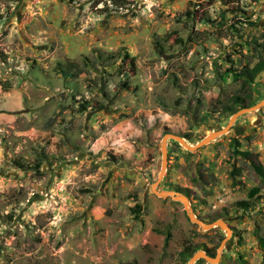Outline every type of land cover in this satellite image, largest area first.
<instances>
[{"label":"rangeland","instance_id":"374dc122","mask_svg":"<svg viewBox=\"0 0 264 264\" xmlns=\"http://www.w3.org/2000/svg\"><path fill=\"white\" fill-rule=\"evenodd\" d=\"M261 43L264 0H0V264H178L185 242L216 255L224 231L152 193L158 149L225 127L231 71ZM252 88L264 99V72ZM174 143L158 190L188 189L204 223L225 214L217 264H264V184L234 155L264 167V107L196 152ZM256 187L253 209L234 207Z\"/></svg>","mask_w":264,"mask_h":264},{"label":"trees","instance_id":"16d2710c","mask_svg":"<svg viewBox=\"0 0 264 264\" xmlns=\"http://www.w3.org/2000/svg\"><path fill=\"white\" fill-rule=\"evenodd\" d=\"M116 0H114L115 2ZM259 51L261 53L257 56L256 62L250 66L246 65L243 68L236 70L232 69V78L234 82L239 83V88L240 91L239 93L233 95L229 99H227L222 107H221V116L224 118H229L233 114H235L238 110L243 109V108H249L256 104L254 97H253V92H252V86L256 80V78L264 72V43H261L260 45H257ZM97 54L99 58L102 57V54L100 51H97ZM119 53L118 54H108V59L109 60H115L116 58H119ZM123 59H126L129 61V64L132 65L133 59L128 56L127 53L122 54ZM57 67V74L61 75L63 78H73L77 75V68L75 67L74 69L76 70L75 72H72L68 70L67 68L63 67L60 63L56 65ZM84 110V107H82ZM206 119V116L203 118V120ZM179 137L183 138L184 140H189V137L187 135H179ZM174 144H177L176 142ZM236 146V145H235ZM234 155L237 158V160L241 159L244 163H246L251 170V172L254 174L255 178L259 181L260 184H264V167L258 160V155L255 153H251L249 151H239L237 150V147L234 151ZM190 154V153H188ZM14 167H16L20 171H38L39 167L36 166H30L28 164H25L24 162L15 159L12 161ZM242 172V169L239 167H234L232 170V173L230 175L231 180H233L236 176H239ZM176 192H180L185 194L186 196L189 195V190L188 189H174ZM259 192V187H256L252 190L249 191L248 193V200H242V201H237L234 204V207L242 210V211H248L253 209L257 203L258 200L261 199V197H258L257 194ZM256 196V197H255ZM254 198H257L254 200ZM140 210V206L135 205L134 209H132L133 213L136 214V218L138 219V214ZM224 213H216L212 217V222L217 221L220 218L224 217ZM169 233L166 234L165 236V242L169 240ZM198 251H202L206 253L207 256L214 258L215 253L211 251V249L207 248L204 245H195V244H190L188 242H185L183 244L182 250L178 254V264H187L188 260ZM201 263L204 262V260H198L196 263Z\"/></svg>","mask_w":264,"mask_h":264},{"label":"water","instance_id":"95a60500","mask_svg":"<svg viewBox=\"0 0 264 264\" xmlns=\"http://www.w3.org/2000/svg\"><path fill=\"white\" fill-rule=\"evenodd\" d=\"M262 107H264V99H262L260 102L254 104L253 106L249 108H243V109L238 110L235 114H233L230 117L225 127L222 128L220 125L214 126L210 135L206 136L202 141H200L195 146L189 145L186 142V140L176 135L167 134V135H164L162 138V141L158 149V153L160 156V161L158 164V176H157L156 182L151 187L152 193L160 199H163V200L168 199L171 204L181 205L189 221L195 224L198 228H200V230L207 232V231H210L211 229L218 228L225 232V238L219 245L217 249V253L214 258L207 256L206 253L202 251H198L188 260L187 264H195L198 260H204L205 262L210 263V264H217L222 251H224V249H227V247L230 244V238L232 235V231L223 219L214 221L212 223H204L201 220L197 219V217H195L193 214V210L188 205V198L186 196L180 193H177V192L158 190V186L162 180V177L166 169V165H167V142L168 140H173L179 145H181L188 152H191V153L196 152L198 149L212 142L217 137L228 133L232 129V126L234 125V123L239 117L245 114H249V113H256Z\"/></svg>","mask_w":264,"mask_h":264}]
</instances>
